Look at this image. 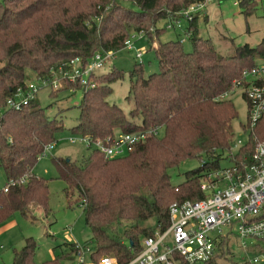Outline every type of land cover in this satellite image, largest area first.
Wrapping results in <instances>:
<instances>
[{
    "label": "trees",
    "instance_id": "1",
    "mask_svg": "<svg viewBox=\"0 0 264 264\" xmlns=\"http://www.w3.org/2000/svg\"><path fill=\"white\" fill-rule=\"evenodd\" d=\"M199 1L202 0H0L3 106L26 81L48 75L71 59L78 58L85 66L97 51L116 52L123 48L133 33H144L154 50L157 72L145 76L139 62L129 71L126 99L133 101V107L127 114L107 99L111 84L121 77L115 68L105 74H92L93 85L65 81L62 89L54 91L82 93L76 123L71 128L73 135L107 143L117 133L149 127L164 130L162 137L149 136L124 156L107 158L92 148L81 162L53 157L58 177L66 186L65 195H78L94 244V260L102 255L114 257L119 264L130 260L141 250L142 239L167 227L169 205L203 198L201 180L223 167L221 160L227 157L237 117L226 94L246 85L242 72L264 60V30L256 46H235L232 55H223L210 38L199 36L196 19L200 14H195L186 19L184 30L191 42L190 51L184 49L181 39L155 41L160 32L155 28L159 19L165 23L181 19L182 10ZM258 1L237 3L248 16ZM245 97L243 92L246 101ZM63 129L62 120L49 117L36 99L18 109L3 111L0 166L7 182L20 178L24 182L10 186L7 192L2 190L4 186L0 189V223L15 212L26 216L30 204L47 213L48 184L33 173V168L45 147L55 144ZM257 142H264V113L237 156L249 154ZM187 159H198L199 166L173 185L169 170ZM260 217L264 218V207ZM150 219L153 227L146 224ZM124 222L127 226L119 234L118 228ZM228 243L229 238L222 240L214 256L204 264H218V259L228 258ZM66 245L68 252L62 258L41 264H61L62 259L72 258L73 244ZM35 248L33 239H25L23 247L14 253L12 264H34Z\"/></svg>",
    "mask_w": 264,
    "mask_h": 264
},
{
    "label": "rangeland",
    "instance_id": "2",
    "mask_svg": "<svg viewBox=\"0 0 264 264\" xmlns=\"http://www.w3.org/2000/svg\"><path fill=\"white\" fill-rule=\"evenodd\" d=\"M237 1L214 0L207 3L196 19L199 36L210 38L215 49L223 55H232L235 46L244 44L256 46L263 36L264 0H259L255 10L248 16L243 14V10ZM126 6L135 9L129 3ZM180 21V26L175 25L174 28H166L165 21L159 19L155 28L160 32L155 41L182 39L184 49L190 51L191 42L184 32L187 21L184 18ZM130 40L132 45L130 48L125 46L117 50L102 67L96 70V74H105L114 68L120 71L121 77L111 84L112 91L107 99L111 104L119 106L126 114L133 107V101L126 99V97L129 92L128 74L138 61L135 58V53L138 51L142 53L141 62L145 76L155 73L159 69L154 50L149 47L151 43L148 42L147 37L133 33ZM258 62L264 64V60ZM262 78L264 79V75ZM250 80L248 78V81ZM52 93L48 88L40 89L36 94V101L40 107L44 108L49 117L61 119L64 129L58 134L57 142L51 144L33 168V173L46 180L48 184V211L46 213L43 209L30 204L27 207L26 216L20 212H15L7 220L0 223V264H12L14 253L23 247L27 238L33 239L36 243L32 257L34 264H41L55 257L62 258V255L68 252L67 243L84 245L91 238L89 228L85 224L82 207L77 200V193L73 192L70 197L65 195V183L58 177V171L52 162L53 157L70 158L76 162H81L93 151L84 143L68 141L69 136H75L71 133V128L76 123L77 105L81 100L82 93L80 90L54 92L56 97H53ZM19 97L20 100L23 96L20 95ZM226 98L231 100L237 112V117L233 121V143L238 144L239 142V145H242L248 138V133L242 126L246 125L248 121V108L243 98V87L234 88L226 94ZM163 134L164 130L159 128L156 137L160 138ZM199 163L198 159H187L170 169L171 183L173 185L181 183L185 179V173L198 167ZM229 164L227 158L221 160V166H228ZM6 183L7 179L0 166V189ZM146 224L153 227L154 221L150 219ZM126 226V222L122 223L118 228V233L122 234L123 228ZM228 246L230 247V253L227 254L228 258L218 259V264L248 262L253 256L264 251V239L248 240L247 248L243 251L233 236L230 237ZM68 263L62 259L61 264ZM256 264H264V261Z\"/></svg>",
    "mask_w": 264,
    "mask_h": 264
},
{
    "label": "built area",
    "instance_id": "3",
    "mask_svg": "<svg viewBox=\"0 0 264 264\" xmlns=\"http://www.w3.org/2000/svg\"><path fill=\"white\" fill-rule=\"evenodd\" d=\"M212 1L214 0H202L190 4L182 10V18L192 19ZM180 23V19H168L166 28L180 26ZM137 34L145 36L142 32ZM125 46H132L130 39L125 42ZM114 52L97 51L85 66L81 65L78 58L71 59L52 69L48 75L26 81L24 85L16 88L4 106L0 105V116L5 109H18L36 99L40 89L58 91L62 89L65 81L78 82L81 86L93 85L90 77ZM141 55V51L135 53L139 63H142ZM263 75L262 62L242 72V79L247 82L241 87L248 108V121L245 125L248 137L251 128L264 113V83L256 82L264 81ZM248 78L251 80L248 81ZM20 95L23 97L19 100ZM157 132L158 128L149 127L135 132L117 133L107 143L80 135L69 136L68 141L84 143L87 147L99 150L105 157L112 158L124 156L147 137L156 136ZM50 146L45 147V152ZM245 146L247 141L239 145V142L234 144L232 140L225 157L230 164L201 180L203 198L172 202L168 208L167 227L163 230L156 229L153 235L145 237L141 250L123 264H204L214 256L217 247L225 238L235 236L243 251L247 248L248 240L264 239V218L260 217L264 207V142H257L253 151L238 157L237 153ZM23 182L24 178L10 179L2 190L7 192L10 186ZM72 244V258L65 260L68 264H119L114 257L108 255L94 260V244L91 239L84 245ZM262 261L264 252L248 260L252 264Z\"/></svg>",
    "mask_w": 264,
    "mask_h": 264
},
{
    "label": "crops",
    "instance_id": "4",
    "mask_svg": "<svg viewBox=\"0 0 264 264\" xmlns=\"http://www.w3.org/2000/svg\"><path fill=\"white\" fill-rule=\"evenodd\" d=\"M205 16V15H204Z\"/></svg>",
    "mask_w": 264,
    "mask_h": 264
}]
</instances>
